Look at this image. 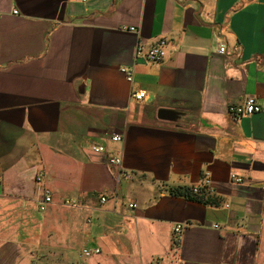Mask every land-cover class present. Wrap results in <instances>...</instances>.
Returning <instances> with one entry per match:
<instances>
[{
    "label": "crops",
    "instance_id": "obj_1",
    "mask_svg": "<svg viewBox=\"0 0 264 264\" xmlns=\"http://www.w3.org/2000/svg\"><path fill=\"white\" fill-rule=\"evenodd\" d=\"M0 181V264H264V0H0Z\"/></svg>",
    "mask_w": 264,
    "mask_h": 264
},
{
    "label": "built area",
    "instance_id": "obj_2",
    "mask_svg": "<svg viewBox=\"0 0 264 264\" xmlns=\"http://www.w3.org/2000/svg\"><path fill=\"white\" fill-rule=\"evenodd\" d=\"M83 2H87L88 0H81ZM15 13H18V11H15ZM124 29H127L129 31H136L135 27H124ZM167 47H168V41L166 39H160L153 43L150 46H146L144 42H138L135 47V57L136 59L144 58L150 62H161L163 61L167 54ZM226 52V46L223 44L219 48V53L224 54ZM122 72L125 73L127 80L132 83L134 81V73L133 71L123 68ZM131 96L133 99H135L138 102H141L146 98V92L144 90H133L131 93ZM261 111V106L259 105L257 99L253 96L248 97L242 104L239 105H230L228 107V112L231 116H233L236 119L241 118L245 115H252L254 113H257ZM111 140L114 142H121L123 140V137L119 134L113 133L111 135ZM93 152L95 153H107V148L103 145H95L92 147ZM108 163L110 166L121 169L123 164V158L117 154L116 152H112L108 155ZM43 173H40L37 176L38 181L42 180ZM231 179L235 183H245L246 180L244 177L239 176L235 173H232ZM1 183V181H0ZM213 180L210 173H206L202 179L201 183L198 185L193 186L189 189V193L192 197H200L202 198L203 202H210L212 194H214L215 190L213 188ZM102 202H106L107 199L105 197H102ZM53 201L52 192L50 189L46 188L44 189V199L42 201V209H45L48 204H50ZM67 205L71 206L73 204H76V201L72 200H66L64 201ZM230 205H227L229 207ZM130 207H135V204H130ZM215 227H218V225H215ZM184 231V225L178 224L175 226L173 231V237L174 242L179 243L181 242V238ZM101 252L100 248H83L81 255L83 257H91L92 255L99 254Z\"/></svg>",
    "mask_w": 264,
    "mask_h": 264
},
{
    "label": "water",
    "instance_id": "obj_3",
    "mask_svg": "<svg viewBox=\"0 0 264 264\" xmlns=\"http://www.w3.org/2000/svg\"><path fill=\"white\" fill-rule=\"evenodd\" d=\"M178 113L171 109H160L158 112V117L163 120H175Z\"/></svg>",
    "mask_w": 264,
    "mask_h": 264
},
{
    "label": "trees",
    "instance_id": "obj_4",
    "mask_svg": "<svg viewBox=\"0 0 264 264\" xmlns=\"http://www.w3.org/2000/svg\"><path fill=\"white\" fill-rule=\"evenodd\" d=\"M181 192H184V194L186 193V194L188 195V191H187V190H184V191H181ZM181 192H180V193H181ZM192 198H194V199H196V200H201V201H202V198H200V197H198V196H196V197H192ZM176 244L179 245V243H176Z\"/></svg>",
    "mask_w": 264,
    "mask_h": 264
},
{
    "label": "rangeland",
    "instance_id": "obj_5",
    "mask_svg": "<svg viewBox=\"0 0 264 264\" xmlns=\"http://www.w3.org/2000/svg\"><path fill=\"white\" fill-rule=\"evenodd\" d=\"M65 205H67L66 203H64ZM69 206V205H68ZM89 248V247H88ZM82 250L83 249H79V251H78V253H77V256H79V257H83L82 255H81V253L80 252H82Z\"/></svg>",
    "mask_w": 264,
    "mask_h": 264
}]
</instances>
